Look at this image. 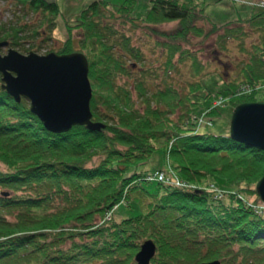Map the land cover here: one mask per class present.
I'll return each mask as SVG.
<instances>
[{"label":"trees","instance_id":"16d2710c","mask_svg":"<svg viewBox=\"0 0 264 264\" xmlns=\"http://www.w3.org/2000/svg\"><path fill=\"white\" fill-rule=\"evenodd\" d=\"M111 1L91 0L78 21L67 23L68 35L60 45L45 51L86 55L92 119L103 128L75 124L64 132L48 130L26 97L16 101L1 87L0 73V264H137L135 253L147 238L156 244L149 264H264V205L255 190L264 173V150L229 135L232 108L259 100L257 89L235 94L238 84L264 83V36L249 48L243 40L248 26L264 30V6L215 22L200 0H149L142 17L132 15L136 0ZM14 2L40 14L41 29L19 36L22 25L0 27V40L37 52L42 44L34 37L52 38L60 6L56 0ZM110 19L164 38L159 42L166 51L162 83L136 80L137 101L127 82L118 80L130 73L124 57L141 61L143 55L128 36L114 34ZM166 22L176 25L159 28ZM74 29L81 32L77 38ZM212 35L215 48L227 51L228 41L235 40L238 51L247 52L234 76L205 70L199 53ZM193 42L199 48L192 49ZM186 61L199 77L184 91L168 77V68ZM213 72L221 86L198 95L203 78ZM213 95L227 96L230 107L223 132L196 129L192 118ZM222 107L208 114L215 119ZM158 147L169 164L167 174L183 184L141 185V180L153 181L139 167ZM211 183L224 192L207 189ZM121 202L142 209L115 220L112 213Z\"/></svg>","mask_w":264,"mask_h":264},{"label":"rangeland","instance_id":"374dc122","mask_svg":"<svg viewBox=\"0 0 264 264\" xmlns=\"http://www.w3.org/2000/svg\"><path fill=\"white\" fill-rule=\"evenodd\" d=\"M60 6V11L56 17V25L51 33L52 38L46 42L42 41L40 35L34 37L36 43L41 42L42 47L37 50L38 53H45L49 47L56 49L60 43L67 37V23L73 24L79 19L80 10L85 7L91 0H56ZM122 0H112L113 4H118ZM204 3V11L213 21L223 22L225 20L237 18V16H245L249 14L250 7L253 5H259L264 0H200ZM149 0H136L135 8L132 15L136 17H142L149 8ZM240 14V15H239ZM41 15L25 10L23 7L14 2V0H0V27L3 29H9L11 25H22L19 36H26L29 30L41 29L40 25ZM110 24L115 30V35L124 34L129 37L131 45L138 47L143 55L141 61L132 59L130 56L124 57L126 64L130 69L129 75L119 78V82H127L131 89L133 98L137 101L136 91L133 88V83L138 79H145L153 85H159L164 78L165 70L167 66L164 64L166 51L164 47L159 44L164 38L157 34L151 33L148 29L141 27H131L130 24H123L118 20L110 19ZM198 24L207 27V25L199 21ZM176 25L175 22H166L159 25V28L168 30ZM10 30V29H9ZM0 32H2L0 30ZM73 36L77 38L81 35L78 29H74ZM264 36V30H259L253 27H246V34L244 36V44L249 48L252 42H258L259 39ZM215 36H210L207 41L201 46L202 51L199 53L201 61L204 63L205 70L217 71L222 73L226 78L232 77L238 73L239 68L242 65V60L246 59L247 52L240 53L238 51V45L235 40L228 41L229 49L227 51L215 48L214 43ZM195 40L196 38H192ZM119 41V37H117ZM76 42V41H75ZM25 46L29 45V42H24ZM78 45V42H77ZM195 42H193L192 49H195ZM7 47H13L22 53L24 52L20 47L14 45H6L0 48V53H6ZM199 48V47H197ZM115 50L120 52V46H115ZM217 72L208 74L203 78L205 87L198 92V95H204L208 88L212 85L221 86V79ZM168 77L178 86H181L184 91L187 90L189 82L198 79L199 75H193L190 69L189 62L175 63L174 68H168ZM216 82L213 84V82ZM264 87H260V91L256 94L257 98L264 100ZM263 92V93H261ZM201 99V97H200ZM209 102H203L198 105L197 110L194 112V117L200 115L201 109H203ZM209 105V104H208ZM226 106H223L222 115L216 117L212 125L202 126L200 130H211L213 132H223V123L226 117L229 116V111ZM226 110V111H225ZM232 113V111H231ZM230 113V114H231ZM231 116V115H230ZM169 169V164L163 158V151L161 147H158L151 154L149 160L139 167V169H146L147 172H153L155 169ZM156 181L141 180V185L150 188ZM133 195H137L138 192L132 191ZM117 209L112 213V217L115 220H120L124 217L133 215L137 211L142 209V206L135 205L132 207L126 206L124 202H121ZM116 205V206H118Z\"/></svg>","mask_w":264,"mask_h":264},{"label":"water","instance_id":"95a60500","mask_svg":"<svg viewBox=\"0 0 264 264\" xmlns=\"http://www.w3.org/2000/svg\"><path fill=\"white\" fill-rule=\"evenodd\" d=\"M6 45L7 40H0V48ZM88 70V59L81 51L22 53L7 47L6 53H0L1 87L16 101L26 97L31 112L52 132L67 131L75 124H84L89 130L104 127L102 122L92 119ZM229 135L246 146L264 150V101L235 105L229 120ZM255 190L264 203V173ZM155 251V242L144 239L135 253V261L149 264ZM200 264L220 262L210 260Z\"/></svg>","mask_w":264,"mask_h":264},{"label":"built area","instance_id":"2783aa9c","mask_svg":"<svg viewBox=\"0 0 264 264\" xmlns=\"http://www.w3.org/2000/svg\"><path fill=\"white\" fill-rule=\"evenodd\" d=\"M253 88H255L254 86L250 85V84H246V83H242L238 86L237 88V93L241 94V93H248L250 92ZM224 98L222 96H219L217 98H214L212 101V106L215 105H219L223 102ZM207 112V110H204L198 117H196V121L197 124H211V120L206 118L205 113ZM148 179H154V180H158V181H163V182H174L176 184H183L182 181H180L178 178H172L170 177L169 174H167L166 172H164L163 170H155L153 173L148 174L146 176ZM210 188H212V186H210Z\"/></svg>","mask_w":264,"mask_h":264}]
</instances>
